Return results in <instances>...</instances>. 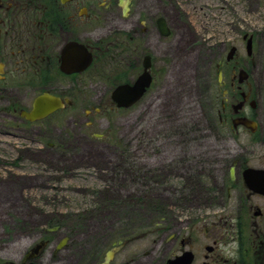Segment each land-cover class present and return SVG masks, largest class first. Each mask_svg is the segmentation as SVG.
I'll return each instance as SVG.
<instances>
[{
	"label": "flooded vegetation",
	"instance_id": "1",
	"mask_svg": "<svg viewBox=\"0 0 264 264\" xmlns=\"http://www.w3.org/2000/svg\"><path fill=\"white\" fill-rule=\"evenodd\" d=\"M173 8V0H0V125L36 127L33 139L50 140V126L56 131L62 119L73 118L88 101L79 89L85 80L95 79L104 89L96 103L97 116L102 109L115 108L111 92L117 85H132L144 64L151 77L146 94L163 91L172 83V64L158 57H168L169 44L163 41L172 35ZM253 11L263 15L253 23L249 20L214 63L217 120L236 143L233 155L227 156L225 199L219 212L205 213L202 224L167 236L164 225L126 236L123 229L109 227L108 215L74 214L69 234L62 236L64 247L51 254L41 252L34 264H65L67 259L71 264H100L120 243L124 244L109 264H169L182 258L184 264H264V195L250 191L245 181L249 170L264 172V4L248 12ZM161 20L167 37L160 33ZM74 45L82 50L77 52ZM230 47L233 54L228 59ZM79 55L91 61L85 70L72 72ZM110 66L113 74L100 77ZM45 93L69 104L29 121L23 113H30L36 98ZM2 138L13 134L0 132ZM45 148L53 154L60 151L55 142Z\"/></svg>",
	"mask_w": 264,
	"mask_h": 264
},
{
	"label": "rangeland",
	"instance_id": "2",
	"mask_svg": "<svg viewBox=\"0 0 264 264\" xmlns=\"http://www.w3.org/2000/svg\"><path fill=\"white\" fill-rule=\"evenodd\" d=\"M257 3L263 5L264 0H173L172 35L163 41L169 44L168 57H158L172 64V83L165 87L168 90L147 94L136 108L112 114L105 108L95 116L100 109L96 103L104 89H100V83L95 85V79L93 83L85 80L88 86L84 83L79 89L89 102L82 103L73 118L62 119L56 131L50 126V140L42 141L45 147L55 142L60 150L56 154L33 140L31 131L36 132V127L13 126L12 130L0 125L1 132L15 134L11 140H0V264L19 262L28 248L43 239L47 229L57 226L58 231L48 237L45 253L51 254L60 237L69 234L74 214L113 216L107 221L111 223L109 227L121 225L123 233L130 236L163 224L167 236L171 231H186L190 224H202L205 213L219 212L224 199L211 204V209L207 201L212 196L219 197L216 192H221L222 180L216 175L213 180L202 178L209 196L192 195L184 187L185 173L195 176V169L210 167L195 164L193 157L201 152L231 157L235 141L226 130L215 137L216 132L199 120L198 132L186 137L175 134L168 128L164 110L173 108L179 118L187 114L199 116V108L208 107L206 95L215 86L213 68L210 71L208 63L244 32L249 20L253 23L255 17L263 15L261 11L248 12ZM204 21L205 27L201 26ZM111 69L115 68L110 66L99 76L113 74ZM89 97H93L92 101ZM210 110L207 108L208 115ZM180 124L183 119L175 125ZM159 133L165 137L155 135ZM112 136L134 151V155L123 152L122 159L129 160L130 170H138L146 180V187L140 186L139 190L128 185L125 192L117 188L107 193L106 196H122L127 203V208L122 209L103 205L106 200L99 202L105 186H112L108 178L112 176L113 184L124 182L128 170L124 163L115 168L118 150L109 142ZM151 174L154 181L161 183L152 185ZM65 264H71L70 259Z\"/></svg>",
	"mask_w": 264,
	"mask_h": 264
},
{
	"label": "trees",
	"instance_id": "3",
	"mask_svg": "<svg viewBox=\"0 0 264 264\" xmlns=\"http://www.w3.org/2000/svg\"><path fill=\"white\" fill-rule=\"evenodd\" d=\"M210 110V108H209ZM189 113V112H187ZM164 114H165V117H166V120H167V123H168V128L173 131L175 134H183L184 137L188 136L190 133H195V132H198V120L203 124V125H206L208 128H211V129H215V125H214V120L213 118H209V115L207 114V106H201L199 108V112H198V115L199 116H195L193 114L191 115H184V117H179V118H176L175 117V110L173 108H166L164 110ZM180 119H184V122L183 124H180V125H175L177 124L178 120ZM151 134H153L151 132ZM155 135H161V134H155ZM184 141H186V139H184ZM195 141V140H194ZM185 146L187 144H184ZM121 148V147H120ZM126 151V150H125ZM125 151H120L118 153V162L117 164L115 165V168L116 167H120L122 163L126 164L127 167H128V170L125 172V181L124 182H121V183H118L120 185L119 187V191L120 193L121 192H125L124 191V188H127L128 185H133L134 187H131V188H134L136 190H139V187L142 186V187H146V180L144 175L142 173H139L138 170H130L129 168V160H125V159H122V154L123 152ZM193 160H195V164L196 165H208L210 166L208 169H195L194 170V175H191V174H187L185 173V180H186V185L185 187L190 189L191 190V194L192 195H207V197L209 196L208 192L206 191V188H205V185L201 182V179L202 178H209V179H214V176H220L221 174L224 173V170H225V166H223L222 164V160L220 158H218L216 155H210V154H206L205 152H201L198 154V156H194L193 157ZM114 168V169H115ZM114 169L112 171V174L114 172ZM118 169V168H117ZM115 169V171L117 170ZM188 169L190 170L191 167L187 168V171ZM194 178L193 181H191V183H193L192 185H190V180ZM109 181L111 182V185H117V184H113L112 183V176L109 177ZM117 188H112L111 190H115ZM119 197H121V195H119ZM106 203V202H105ZM103 203V204H105ZM109 204V203H107Z\"/></svg>",
	"mask_w": 264,
	"mask_h": 264
},
{
	"label": "water",
	"instance_id": "4",
	"mask_svg": "<svg viewBox=\"0 0 264 264\" xmlns=\"http://www.w3.org/2000/svg\"><path fill=\"white\" fill-rule=\"evenodd\" d=\"M145 75L143 74L138 81L136 82V84L130 88V87H125V86H119L117 87L113 94H112V98L113 100L117 103V107L120 106H129L131 105L133 102H135L140 95L143 93L144 91V86L148 85V82H145L143 84V81L145 80L144 77ZM48 103V97L46 95L41 96L40 98H38L35 102L34 105V110L32 112L31 115L26 116L27 118H29L30 120L35 119V118H39L41 116H39V112L40 110L43 108V106ZM230 173H233V169H230ZM65 239H63L58 245L57 248H60L63 243H64ZM44 246L43 243H39L37 244L34 249L32 250L34 253H36L37 251H39L42 247ZM109 257V253L106 256V261L105 263L102 264H106L107 263V259Z\"/></svg>",
	"mask_w": 264,
	"mask_h": 264
}]
</instances>
